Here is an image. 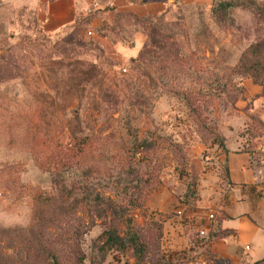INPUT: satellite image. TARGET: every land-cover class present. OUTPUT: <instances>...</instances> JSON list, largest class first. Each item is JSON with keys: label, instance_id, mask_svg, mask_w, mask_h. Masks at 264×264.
<instances>
[{"label": "rangeland", "instance_id": "374dc122", "mask_svg": "<svg viewBox=\"0 0 264 264\" xmlns=\"http://www.w3.org/2000/svg\"><path fill=\"white\" fill-rule=\"evenodd\" d=\"M89 14L96 23L24 26L0 47V253L11 264H45L42 249L73 264L74 248L86 264H211L208 235L171 216L194 208L223 133L253 153L264 145V60L261 83L236 66L264 37V4ZM110 221L137 233L138 253L111 248L98 261Z\"/></svg>", "mask_w": 264, "mask_h": 264}, {"label": "crops", "instance_id": "0c3cea01", "mask_svg": "<svg viewBox=\"0 0 264 264\" xmlns=\"http://www.w3.org/2000/svg\"><path fill=\"white\" fill-rule=\"evenodd\" d=\"M210 5L212 0H188ZM264 2V0H261ZM175 0H0V47L17 36L24 26H40L46 32L60 31L75 20L85 18L94 24L98 15L89 14L96 6L124 10L133 16L161 14ZM89 8V10H88ZM99 11V10H98ZM97 12V11H96ZM128 55L136 48L123 47ZM256 90V86L253 88ZM264 122V107L258 113ZM217 156L207 162L204 176L199 178L194 208L178 206L172 212L174 224H190L204 228L210 237L204 244L212 256L227 257L236 264H264V145L260 151L245 148L240 140H229ZM240 139V138H239ZM255 150L258 147H254ZM255 154H260V163ZM184 209V211H183ZM212 211L213 216L207 218ZM183 213V214H180ZM227 229L223 235L212 232ZM185 243L183 234L179 236ZM174 239V238H173Z\"/></svg>", "mask_w": 264, "mask_h": 264}, {"label": "trees", "instance_id": "16d2710c", "mask_svg": "<svg viewBox=\"0 0 264 264\" xmlns=\"http://www.w3.org/2000/svg\"><path fill=\"white\" fill-rule=\"evenodd\" d=\"M251 3L264 4L261 0H249ZM224 4V3H222ZM163 14V13H161ZM161 14L150 15L148 17H155ZM141 55V52L138 53V56ZM261 60H264V37L262 39H258L254 42L249 43L243 51L240 52L236 66L238 71H243L246 75L251 76L254 81L261 83L259 67L261 64ZM264 71V67L262 68ZM263 85V84H262ZM80 144L82 145L80 149H84L85 145H87L90 141L89 137L86 134H83L80 137ZM222 143L220 146L223 147L224 144V136L222 135ZM229 230L223 229L219 231L212 232V235H223L228 233ZM214 235V236H215ZM95 239L99 240L98 249V261H101L107 252V250L111 248H115L117 250L123 251L126 248H131L132 252L138 253L141 250L142 245L138 244V240L140 239L137 233L132 230V228H127L124 230L123 234H119L116 226L112 221H110L109 225L102 228L100 232L96 235ZM208 240L210 237L207 238ZM41 253L44 255L43 259L45 264H61L60 260H58L57 255L54 252H51L47 249H42ZM84 253L80 250V248L73 249V264H86L83 262ZM11 257L9 255H3L0 253V264H11ZM87 264H93L89 262ZM139 264H143L142 262ZM211 264H236L232 263L227 257H213Z\"/></svg>", "mask_w": 264, "mask_h": 264}, {"label": "built area", "instance_id": "2783aa9c", "mask_svg": "<svg viewBox=\"0 0 264 264\" xmlns=\"http://www.w3.org/2000/svg\"><path fill=\"white\" fill-rule=\"evenodd\" d=\"M88 10H89V8H88ZM88 32H89V31H88ZM121 68H122V70L125 69V67H121ZM212 216H213L212 211H209V212L207 213V218L209 219V218H211ZM198 232H199L200 234H203V233H204V228H203V227H202V228H199Z\"/></svg>", "mask_w": 264, "mask_h": 264}]
</instances>
